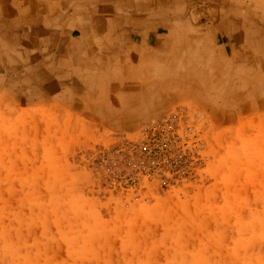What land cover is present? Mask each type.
<instances>
[{"label":"rangeland","instance_id":"374dc122","mask_svg":"<svg viewBox=\"0 0 264 264\" xmlns=\"http://www.w3.org/2000/svg\"><path fill=\"white\" fill-rule=\"evenodd\" d=\"M232 3L241 59L209 37L69 93L0 84V264H264V0Z\"/></svg>","mask_w":264,"mask_h":264},{"label":"crops","instance_id":"0c3cea01","mask_svg":"<svg viewBox=\"0 0 264 264\" xmlns=\"http://www.w3.org/2000/svg\"><path fill=\"white\" fill-rule=\"evenodd\" d=\"M231 10L232 0H0V84L69 93L117 66L118 57L142 52L175 63L193 39L206 44L209 37L226 58L241 59L251 46L246 23L225 21ZM194 24L202 34L187 35ZM181 69L171 77L184 76Z\"/></svg>","mask_w":264,"mask_h":264}]
</instances>
